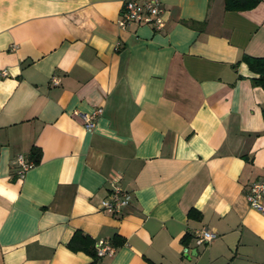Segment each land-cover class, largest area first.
Returning a JSON list of instances; mask_svg holds the SVG:
<instances>
[{
    "label": "crops",
    "instance_id": "0c3cea01",
    "mask_svg": "<svg viewBox=\"0 0 264 264\" xmlns=\"http://www.w3.org/2000/svg\"><path fill=\"white\" fill-rule=\"evenodd\" d=\"M162 2L155 32L120 29L123 0H0V264H264L246 198L264 90L240 61L264 58V0ZM99 107L90 133L78 113ZM114 182L133 196L120 216L99 209ZM202 229L217 238L197 246ZM77 232L115 254L71 250Z\"/></svg>",
    "mask_w": 264,
    "mask_h": 264
},
{
    "label": "built area",
    "instance_id": "2783aa9c",
    "mask_svg": "<svg viewBox=\"0 0 264 264\" xmlns=\"http://www.w3.org/2000/svg\"><path fill=\"white\" fill-rule=\"evenodd\" d=\"M165 10L162 0H123L118 26L122 30H127L131 25L147 26L155 32H161L167 25ZM5 74L6 72H2L0 76ZM51 82L54 86L60 84L58 78H53ZM103 113L104 109L99 107L91 112H79L78 116L85 130L91 133L96 128L97 119ZM15 163L20 178H24L27 172L35 167L34 162L27 160L24 156H18ZM246 193L250 207L264 214V176L250 185ZM132 200V194L114 182L107 198L100 202L99 209L112 216H120L130 206ZM193 235L197 246L209 244L217 238L215 232L207 229L196 231ZM95 251L98 258L112 257L116 252V247L100 240L96 243Z\"/></svg>",
    "mask_w": 264,
    "mask_h": 264
},
{
    "label": "trees",
    "instance_id": "16d2710c",
    "mask_svg": "<svg viewBox=\"0 0 264 264\" xmlns=\"http://www.w3.org/2000/svg\"><path fill=\"white\" fill-rule=\"evenodd\" d=\"M263 0H224L225 10L227 12H243L255 9ZM241 62L245 63L252 74L256 75V78L252 80V83L256 87H261L264 90V58H254L250 56H243ZM41 160V154L39 150H33L31 154V161L35 166L39 164ZM69 248L73 251H85L97 258L95 247L91 239L84 236L82 233L77 232L69 244Z\"/></svg>",
    "mask_w": 264,
    "mask_h": 264
}]
</instances>
